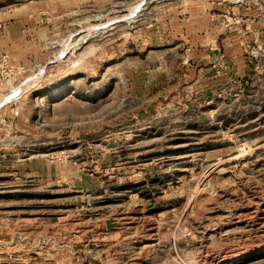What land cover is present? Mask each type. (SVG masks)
I'll return each instance as SVG.
<instances>
[{
	"label": "rangeland",
	"instance_id": "obj_1",
	"mask_svg": "<svg viewBox=\"0 0 264 264\" xmlns=\"http://www.w3.org/2000/svg\"><path fill=\"white\" fill-rule=\"evenodd\" d=\"M0 264H264V0H0Z\"/></svg>",
	"mask_w": 264,
	"mask_h": 264
},
{
	"label": "bare ground",
	"instance_id": "obj_2",
	"mask_svg": "<svg viewBox=\"0 0 264 264\" xmlns=\"http://www.w3.org/2000/svg\"><path fill=\"white\" fill-rule=\"evenodd\" d=\"M255 205V204H254Z\"/></svg>",
	"mask_w": 264,
	"mask_h": 264
}]
</instances>
